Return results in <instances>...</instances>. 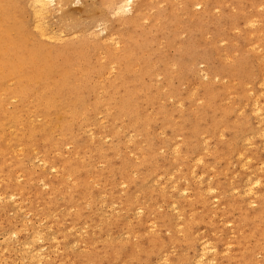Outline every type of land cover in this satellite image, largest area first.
Returning <instances> with one entry per match:
<instances>
[{"label":"bare ground","instance_id":"1","mask_svg":"<svg viewBox=\"0 0 264 264\" xmlns=\"http://www.w3.org/2000/svg\"><path fill=\"white\" fill-rule=\"evenodd\" d=\"M78 1L0 0V201L17 196L19 203L30 204L29 211L49 218L52 225L57 223L41 201L28 200L33 184L29 172L24 169L23 174L4 173L3 168L12 164L14 167L15 163L17 169L24 167L27 156L39 146L38 140L52 143L50 131L57 132L61 145L76 154V140L70 136L63 139L68 119L79 120L81 127L90 132V138H94L88 127L90 122L103 132L104 138H112L110 147L99 151L106 169L100 174L92 173L95 181H100L106 172L120 176L129 173L127 164L117 161L111 165L108 159L116 152L120 131L139 154L131 169L141 176L143 186L159 174L170 177L180 155L184 162L182 176L192 173L188 167L190 159L194 165L201 164L207 156L203 165L213 171L212 183L194 185L185 193L187 186L179 187L176 180L167 179L162 188L152 182L140 193L137 180L126 177L119 185H126L127 189L119 196L102 184V189L98 185V194L90 189L79 197L76 190L81 188L82 180L75 176L87 171L86 162L81 161L80 166L71 162L60 163V168L52 166L57 172L68 173V202L75 215L82 207L90 209L97 202L101 207L106 203L113 205L115 211L133 217L122 226L117 217L121 214L110 213L100 219V234L108 237L116 231L122 240L114 242L117 246L107 254L105 240L99 245L92 243L89 219L88 230L72 241L77 250L70 253L66 236L44 235L36 224L29 220L25 224L15 216L5 222L0 218V264H149L156 257L163 264H264V195H259L264 192L260 183L264 181V169L251 182L241 178L222 187L220 179L221 175L224 180L228 178L221 165L231 155L233 143L238 148L239 165L244 166V160L250 159L246 147L257 146L259 141L255 138L261 139V147L254 151L256 156L261 153L264 163V117L259 102L264 93V0H96L84 5L80 14L66 11ZM213 10H217V16L211 14ZM51 15H57L55 28L48 22ZM252 23L255 28L250 33L243 30ZM232 31L237 32L236 40L230 35ZM104 42H109L111 49L104 47ZM217 44L224 47L217 51L213 48ZM169 49L173 50L172 55ZM213 50L217 51L215 55ZM216 56L227 58L228 65L220 69L214 66L212 59ZM199 65L204 68L196 70ZM111 70L113 75L109 77ZM247 76L253 81L262 77L256 82L259 93L251 95L249 104L250 115L263 126L261 131H254L241 121L229 127L230 111L217 105L218 92L224 89L205 83L193 95H199L196 99L202 101V108L193 109L189 116H169L160 104L165 97L180 101L179 94L170 89L172 79L185 82L229 77L244 88V83L249 82L245 81ZM143 77L149 79L146 88L139 85ZM159 78L161 87L156 85ZM91 80L99 83L91 86ZM90 93L94 95L93 102L87 100ZM10 101H15L17 107L7 109ZM141 102L150 106L153 113L143 114ZM156 121L169 135L157 141L150 133ZM139 136L144 146L132 141ZM214 136L218 143L210 152L208 147ZM54 147L47 150L43 146L42 150L47 156ZM162 150H171L172 163L159 162L158 152ZM42 154H38L39 161L38 156L34 159L44 165ZM214 165L219 166L217 171ZM255 186H259V191ZM135 192L140 195L134 196ZM234 193L244 196L246 204L254 205L249 213L242 215L241 204L227 198ZM162 204L169 209V217L156 212ZM13 207L19 210L17 205ZM138 212L144 214L137 217ZM152 212L156 218L149 219ZM231 213L245 217L249 224L240 219L244 225L241 228L239 219L232 218ZM212 224L230 225L220 246L213 240ZM163 229L170 236H153ZM19 232L24 234L6 241L9 235ZM140 232L149 236L147 242H141ZM129 239H137V243L131 244ZM170 245L180 249L175 259L169 256Z\"/></svg>","mask_w":264,"mask_h":264},{"label":"rangeland","instance_id":"2","mask_svg":"<svg viewBox=\"0 0 264 264\" xmlns=\"http://www.w3.org/2000/svg\"><path fill=\"white\" fill-rule=\"evenodd\" d=\"M69 1H77V0H69ZM96 0H79L77 3L69 5V7L66 8V11L80 14V11L82 10L84 5H90L95 3ZM197 8H193V11H196ZM212 15L217 16V10L211 11ZM51 17V18H50ZM49 17V25L53 28L56 26V20L57 15H51ZM54 19V20H52ZM52 20V21H51ZM243 27V25L240 26V28ZM255 28V24L252 23L248 27L244 28L243 30L247 33H250V31ZM230 35L232 36L233 40H236V31L230 32ZM45 42V41H44ZM46 44V43H45ZM104 47H108L111 49V46L109 42L103 43ZM155 47V45H153ZM223 44H217L214 45L213 48L220 50L223 48ZM215 50H213V55L216 54ZM173 54V50L169 49V55ZM251 55L252 52H249ZM95 57H97V54L94 56H91V59L93 60ZM212 62L214 66L217 68L222 66L228 65L227 58L223 56H216L212 59ZM254 63V61H253ZM257 65V63L255 64ZM261 67L263 68V65L261 64ZM204 68L203 65H199L195 69L202 70ZM261 68V69H262ZM220 69V68H219ZM264 69V68H263ZM113 75V71H109V77ZM258 76V75H257ZM204 78V77H203ZM196 80V81H189L186 80L185 82H179L178 80L172 79V83L170 85V89L177 92L179 94V98L181 102V106H179L176 103V100L171 98H164V101H160V104L164 106V111L168 113L169 116H178V114H182L183 116H189L191 111L193 109H201L202 108V101L199 99H196L197 96L195 95L196 92L198 93V89L201 87V84L205 83L209 87L215 88V89H224L223 92L219 91L217 96V105L220 109L224 111H230V115H227V123L228 126L231 127L234 123L237 122H243L247 126H251V128L255 131H261L263 130L262 125H258L256 119L250 115L249 112L250 109V97L252 94L258 95L259 88L256 85V82L258 83L261 81V78H257L256 81H253V79H250L249 76L246 77L245 81L246 85L244 88L243 86L239 88L238 82L234 78L225 77L224 79H218V78H210L208 81L206 80ZM105 81L101 80L103 83ZM160 78L157 79V84L160 86ZM99 82L97 80H91L90 85L94 86L98 84ZM170 84V83H169ZM139 85L141 87L146 88L147 85H149V79L146 77H143V79L140 81ZM161 87V86H160ZM163 90L161 89L160 93H162ZM87 100L89 102L94 101V95L93 93H90L87 97ZM260 106L262 111V116L264 117V93L260 95ZM141 104V110L143 114L149 116L151 113H153V109L150 106L145 105L143 102ZM14 107H17V104L15 101H10L9 105L7 106V109H12ZM181 109V110H180ZM219 114H217L218 116ZM96 118V115H95ZM242 118V119H241ZM68 126L66 127L67 133L63 135V139L70 136L73 137L77 142V148H76V154L71 152V148L68 146H62V139L58 137L57 132L50 131V136L53 138L52 143L48 145L46 142L38 140L37 144H39L38 147L34 148V151L30 153L27 158L26 162H24V167L17 169L16 163L13 167V164L11 166L4 165L3 172L8 173L9 171L11 174L21 172L26 169V171L29 172L28 176H30V179L32 181V185L30 186L28 190V200L29 201H41L42 206H45L49 209V212L52 214V216L55 217L57 220V223H54L53 225L48 220L49 218H45L44 216H41V214L38 212L37 214L30 209V204H24L19 203L17 196L12 197L8 200L0 201V212H3L2 215H0V218L5 222L8 218H11L13 216L21 219L25 224L32 222L36 224L38 228H42L44 235L47 234H54L53 237H56L58 233L66 236V240L70 242L68 251L70 253L77 250V244L72 242L77 236L83 235L86 230H88V225L86 224V221H89V219L92 221V230H91V237H92V243H96L99 245L101 241L105 240V248L104 250L108 254L113 246H117V242L122 240V235H120L119 232L114 231L111 236H103V234H100V219L107 218L110 213L115 214H121L118 215L119 224L122 226L125 224V222L130 219H132V216L124 215L123 213H119L114 210V206L107 204L105 207L99 206L97 202L91 205L90 209L87 207H82L77 215H75V210L70 209L68 202V194H69V186H70V180L67 179V172H57L54 168H51L54 166L55 168H60V163H74L77 164V166H80L81 161H85L87 164V171L79 173L80 175H76L75 179H81L82 184L79 185V188L77 193L79 197H81L85 191L90 190L91 192H95L98 194V185L99 188L102 189V184L105 185L107 189H110L111 193L115 196H119V194H123V191L127 189V186H120L119 183L126 180V177H129L131 179L137 180L140 189L143 187L150 186L153 183H158L159 186L162 188L164 183L167 181V179L170 180H176L179 187H185L187 186L189 190H187L185 193H189L190 189L194 185H202L205 186L207 184L212 183L211 176L213 175V171L210 169H206L203 165L206 161H208L207 156H205V159L203 160V163L201 164H193L191 159L188 161V167L191 169V174L187 176H182L184 170L182 167V164L184 162L180 161L183 159L182 155L177 156L179 161L177 162V165H175L176 169L171 171L170 174H172L170 177L166 175L159 174V177H155L152 179H149L143 186L141 183V176L135 174L132 172L131 164L139 158V154H136V152L133 150V148L130 145V140L125 137L124 133H121L120 131L117 132V144H116V152L111 155V158L109 159V162L111 165H115L117 161H122L123 164H127L129 166L128 172L120 176L117 173H105L101 175L100 181H95L92 179V173L93 174H100L101 171H105L106 164L104 163L103 166V159H101V154L99 153L100 149L106 150L110 147L112 143V138L103 137V132L98 129V127L93 123H88L89 130L94 134V138H90V132L85 131L81 127V122L79 120L73 121L72 119H68ZM60 123V122H58ZM231 123V124H230ZM264 125V121L262 123ZM150 133L152 137H155V141L159 139H164L169 135H166L162 129L160 128L159 123L156 121L154 125L150 128ZM215 138L212 139L211 145H209V151H213L216 148V144L218 143L217 136H214ZM224 137V136H223ZM174 138V137H172ZM252 138V137H250ZM253 139V138H252ZM257 141H259V144L256 145H249L246 147L248 156L250 159L244 160L243 165H239V157L237 156L238 148H235V144L230 145V149L232 151L231 155L228 157L227 162H224L221 167H223V170L226 171L227 179L224 180V176L221 175V186L226 187L227 182H238L241 178L244 182H251L258 176L260 177V174L258 171L260 169H264V163L262 164L261 161L263 160V157L261 156L260 152H257V156L255 154L254 148L261 147V139L255 138ZM254 140V139H253ZM135 143H138V145L144 146L145 143L143 139L139 136L136 137L134 140H132ZM209 144V143H208ZM56 147V151H54L55 147L53 149H50L47 156L44 154L45 152L42 150L43 146L47 150L51 146ZM245 149V148H243ZM28 151V149L25 150V153ZM54 151V152H53ZM171 150H162L158 152V159L159 162L163 165H167L172 163V157L170 154ZM263 152V151H262ZM43 153V154H42ZM38 154L44 155L45 164L42 165V161H39ZM264 156V152L262 153ZM38 156V157H37ZM34 157H37L36 161ZM6 164V162H5ZM43 166V167H42ZM214 170L217 171L219 168L218 165H214ZM151 167L147 169L150 170ZM23 174V173H22ZM87 174L90 176L88 177ZM177 177H179L177 179ZM180 178H186L187 181L184 182L183 179ZM261 185L264 186V181H261ZM45 185V186H43ZM239 190L242 189V187H238ZM257 191H259V186L254 187ZM261 189V188H260ZM264 191V187L262 188ZM9 191V190H8ZM135 192L134 196H139L140 193ZM168 192H171V190H168ZM260 194L264 195V192H260ZM182 197V196H180ZM229 200L234 199L235 201H238L241 206V214L243 215L248 211V209H252L254 207L253 204H246V198L244 196L236 195L234 193L232 196L227 197ZM106 200V198H105ZM108 200V199H107ZM216 201H214L215 203ZM13 205H17L19 210L13 207ZM245 205V206H243ZM39 211V210H38ZM157 213L165 214L166 216H170L169 209L166 208L165 204H162L156 211ZM248 211L247 213H249ZM144 214V212H143ZM143 214H140L138 212V216L140 217ZM232 218H238L239 219V225L241 228H244V225L240 223V219L245 222L247 225L249 224V221L243 217H238L235 213H231ZM136 218V217H135ZM149 219L156 218L155 213L152 212L148 215ZM29 220V222H28ZM31 220V221H30ZM166 221V220H165ZM124 223V224H123ZM2 226V225H1ZM5 225H3L4 227ZM146 228V227H145ZM59 229V230H58ZM230 229V225H227L226 227H221L218 224H212L211 225V232L213 234V240L217 242L218 246H220V239L222 237H225L228 233V230ZM139 239L141 242H147V239L149 236L145 232H140ZM24 234L23 232H19L16 236L9 235V238H7L6 241H13L16 239L17 236H20ZM155 237H168L170 236V233H167L164 231V229L155 235ZM6 239V238H5ZM139 240V242H140ZM131 244L137 243V239H129ZM72 242V243H71ZM115 242V243H114ZM138 242V243H139ZM3 243L2 236H0V244ZM129 243L126 244L125 247H128ZM194 248L198 250L197 244L194 245ZM167 249H169V252L171 253L169 256L173 259L177 258L180 254V249L178 246L170 245ZM76 255V254H75ZM149 264H163L161 260H159L157 257L150 259Z\"/></svg>","mask_w":264,"mask_h":264}]
</instances>
